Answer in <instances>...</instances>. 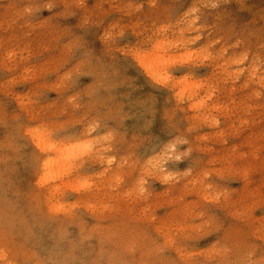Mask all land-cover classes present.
<instances>
[{
  "label": "rangeland",
  "instance_id": "obj_1",
  "mask_svg": "<svg viewBox=\"0 0 264 264\" xmlns=\"http://www.w3.org/2000/svg\"><path fill=\"white\" fill-rule=\"evenodd\" d=\"M0 264H264V0H0Z\"/></svg>",
  "mask_w": 264,
  "mask_h": 264
},
{
  "label": "bare ground",
  "instance_id": "obj_2",
  "mask_svg": "<svg viewBox=\"0 0 264 264\" xmlns=\"http://www.w3.org/2000/svg\"><path fill=\"white\" fill-rule=\"evenodd\" d=\"M52 161V160H51ZM51 161H47V162H45L44 164H43V167L45 168V169H49V171H52L51 170V167H52V162ZM51 166V167H50ZM53 168V167H52Z\"/></svg>",
  "mask_w": 264,
  "mask_h": 264
}]
</instances>
